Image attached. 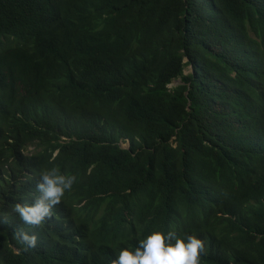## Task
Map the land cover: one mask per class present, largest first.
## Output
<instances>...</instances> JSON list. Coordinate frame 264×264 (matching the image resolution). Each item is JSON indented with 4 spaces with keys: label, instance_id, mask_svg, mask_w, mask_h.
<instances>
[{
    "label": "trees",
    "instance_id": "1",
    "mask_svg": "<svg viewBox=\"0 0 264 264\" xmlns=\"http://www.w3.org/2000/svg\"><path fill=\"white\" fill-rule=\"evenodd\" d=\"M51 167L76 182L26 225ZM154 231L264 264V0H0V264H112Z\"/></svg>",
    "mask_w": 264,
    "mask_h": 264
},
{
    "label": "clouds",
    "instance_id": "2",
    "mask_svg": "<svg viewBox=\"0 0 264 264\" xmlns=\"http://www.w3.org/2000/svg\"><path fill=\"white\" fill-rule=\"evenodd\" d=\"M75 182L74 175L62 174L56 167L42 170L35 184L38 195L30 205L17 203L13 211L24 224L40 226L51 219L54 207ZM14 239L24 250L34 249L38 241L35 233L24 230H17ZM203 252L204 242L195 235L180 237L174 231H154L140 239L133 250L121 249L112 264H200Z\"/></svg>",
    "mask_w": 264,
    "mask_h": 264
},
{
    "label": "rangeland",
    "instance_id": "3",
    "mask_svg": "<svg viewBox=\"0 0 264 264\" xmlns=\"http://www.w3.org/2000/svg\"><path fill=\"white\" fill-rule=\"evenodd\" d=\"M190 67H188L187 69H186V73L188 72V69H189ZM178 82L177 81H174V82H172L171 84H170V86H174L175 84H177ZM121 144L123 145V146H127L128 145V143H122L121 142Z\"/></svg>",
    "mask_w": 264,
    "mask_h": 264
},
{
    "label": "water",
    "instance_id": "4",
    "mask_svg": "<svg viewBox=\"0 0 264 264\" xmlns=\"http://www.w3.org/2000/svg\"><path fill=\"white\" fill-rule=\"evenodd\" d=\"M176 81H178V80H176Z\"/></svg>",
    "mask_w": 264,
    "mask_h": 264
}]
</instances>
